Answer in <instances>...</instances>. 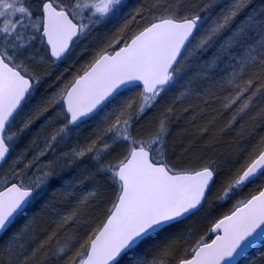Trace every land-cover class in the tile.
Masks as SVG:
<instances>
[{
    "label": "snow or ice",
    "instance_id": "snow-or-ice-1",
    "mask_svg": "<svg viewBox=\"0 0 264 264\" xmlns=\"http://www.w3.org/2000/svg\"><path fill=\"white\" fill-rule=\"evenodd\" d=\"M128 7L0 0V264H264V0Z\"/></svg>",
    "mask_w": 264,
    "mask_h": 264
},
{
    "label": "trees",
    "instance_id": "trees-1",
    "mask_svg": "<svg viewBox=\"0 0 264 264\" xmlns=\"http://www.w3.org/2000/svg\"><path fill=\"white\" fill-rule=\"evenodd\" d=\"M137 1H139V0H131V1L129 0L128 1L129 7H128L127 11L131 12L132 10H134L135 8H132V4H136ZM139 3L140 4H138V5L143 4L144 0H140ZM109 27H112V26L109 25ZM90 59H91V57L89 58V60ZM83 61H84V59H83ZM79 62L80 61H78V63ZM79 66L80 65H78L76 63L75 65L69 67V64L65 63V64H61L60 67L55 68L53 70L52 76L46 78V80L44 82V85L42 87V91H43L44 88H47V86L49 84H51L53 81H55V78H56L57 75H59L60 73L63 72L64 73L63 79L61 81L56 82L54 87L48 89L49 92L55 91V87H58L60 84H62L64 82V80L71 79L72 74L76 71V69ZM65 68H68L69 70L67 72H65L64 71ZM227 119H228V114H225V115L219 117L218 120H217V127H222L224 125V123H226ZM184 127H187V125L184 124V121L182 119L176 126L173 127V137L170 138V143H171L172 146H174L176 148V151H177L178 154L180 153V150H181L182 140H183L184 143L187 142V137H182V135H181L182 129ZM229 135H232V136H229L230 138H227V139L224 138L225 144L229 143L231 141L232 137H235V132L230 133ZM28 139H30V137L25 139L21 143V145H20L21 148H23L27 144ZM241 143L243 144L245 142L241 141ZM52 183H53V187L49 188V191H48L47 196H46L45 199L46 200H53V201L57 202V207H59L62 212H70L72 207L75 204V201L73 200V201L64 202L62 200V197H60L61 195L58 194L59 192H57V189L60 187L59 183L58 182H52ZM89 187H95V184L93 182H86V184H85V186L83 188H89ZM239 198H242V197H237V199H239ZM44 202L45 201H41L40 204L36 206L34 211L40 212L41 211V205H43ZM92 215L102 218V213L99 212V211H93ZM55 219H56V217L54 215L50 214V213L49 214H42L41 216H39L37 218V224L41 228L53 229V228L56 227V225L54 223ZM19 226L20 225L18 224L17 227H19ZM208 227H210V224H208L207 222H204V221H200L198 223V225H197V230L202 233V232L206 231Z\"/></svg>",
    "mask_w": 264,
    "mask_h": 264
},
{
    "label": "rangeland",
    "instance_id": "rangeland-1",
    "mask_svg": "<svg viewBox=\"0 0 264 264\" xmlns=\"http://www.w3.org/2000/svg\"><path fill=\"white\" fill-rule=\"evenodd\" d=\"M127 1H128V0H127ZM130 1H131V0H130ZM139 2H140V0L137 1L136 4H132V8H136V7L140 6V5H138V4H140ZM127 3H128V2H127ZM77 51H79V49H77ZM90 57H91V53H90V52H89V53H85V54L79 59L80 62L77 63V64H78V65H81V64L85 63L86 61L89 60ZM83 59H84V61H83ZM229 136H232V135H229ZM229 136L225 137V139L230 138ZM224 143H225V142H224ZM94 188H95V187L82 188V190H79V195H80V196L86 195L89 191H92ZM53 191H54V190H53ZM57 192H58V191H57ZM246 193H247V190H246L244 193H242L240 197L243 198V196H244ZM58 194H60V193H58ZM60 195H61V194H60ZM60 197H61V196H60ZM232 203H234V201L230 202L229 204H226V205L222 206L221 208H219V209L217 210V212H218V213H220V212H226V211L231 207V204H232Z\"/></svg>",
    "mask_w": 264,
    "mask_h": 264
},
{
    "label": "flooded vegetation",
    "instance_id": "flooded-vegetation-1",
    "mask_svg": "<svg viewBox=\"0 0 264 264\" xmlns=\"http://www.w3.org/2000/svg\"><path fill=\"white\" fill-rule=\"evenodd\" d=\"M128 1H129V0H128ZM128 1H127V2H128Z\"/></svg>",
    "mask_w": 264,
    "mask_h": 264
}]
</instances>
